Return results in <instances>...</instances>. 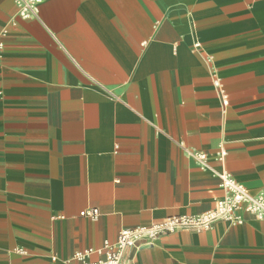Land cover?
<instances>
[{"label":"crops","instance_id":"obj_1","mask_svg":"<svg viewBox=\"0 0 264 264\" xmlns=\"http://www.w3.org/2000/svg\"><path fill=\"white\" fill-rule=\"evenodd\" d=\"M0 42V264H76L122 229L213 208L219 180L177 142L264 194V0H45L31 19L0 0ZM242 217L123 264H264V221Z\"/></svg>","mask_w":264,"mask_h":264},{"label":"built area","instance_id":"obj_2","mask_svg":"<svg viewBox=\"0 0 264 264\" xmlns=\"http://www.w3.org/2000/svg\"><path fill=\"white\" fill-rule=\"evenodd\" d=\"M45 0H13L17 8V16L21 19H31L36 16L37 7ZM194 48H198L197 42L193 43ZM3 48L0 42V50ZM209 63L210 58H206ZM214 86L220 96L223 107L228 105V97L221 82L215 76ZM113 98L112 92L103 88ZM182 153L192 159L201 170L209 171L219 180V186L223 191L222 198L216 200L213 208L197 215H177L167 217L159 222L148 226H139L132 229H122L118 233L114 242L105 241L99 249H86L76 252L70 262L76 264H123V253L126 249H140L145 246H154L159 238L168 233L179 231L204 232L211 229L217 221H226L232 226L243 223V213H248L259 221H264V194H252L241 183L237 182L233 176L225 169L216 170L210 167L209 157L206 153L187 147L182 142H177ZM225 151L220 149L212 156V160L218 164H223ZM79 217L96 221L99 217L97 208H87L79 212ZM100 256L97 260H92V255ZM55 258H53L54 260Z\"/></svg>","mask_w":264,"mask_h":264}]
</instances>
